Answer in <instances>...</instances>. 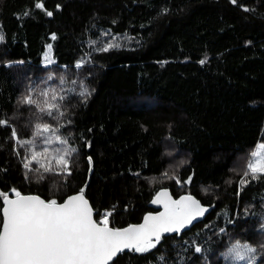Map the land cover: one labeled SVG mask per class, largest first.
Here are the masks:
<instances>
[{
  "label": "trees",
  "instance_id": "16d2710c",
  "mask_svg": "<svg viewBox=\"0 0 264 264\" xmlns=\"http://www.w3.org/2000/svg\"><path fill=\"white\" fill-rule=\"evenodd\" d=\"M0 35V192L83 189L116 228L163 188L194 194L203 222L111 264H264V175L247 167L264 143V0H0ZM243 246L247 261L230 254Z\"/></svg>",
  "mask_w": 264,
  "mask_h": 264
},
{
  "label": "snow or ice",
  "instance_id": "6c2138e0",
  "mask_svg": "<svg viewBox=\"0 0 264 264\" xmlns=\"http://www.w3.org/2000/svg\"><path fill=\"white\" fill-rule=\"evenodd\" d=\"M232 3L235 4L236 0H232ZM35 6L42 7L41 4ZM47 15L52 16L53 13L49 11ZM2 40L3 35H0ZM107 50L108 47L101 49ZM82 63L77 62L76 67H81ZM86 92L85 89L80 95L84 96ZM22 102L29 105L36 103L31 95L22 98ZM39 111L52 115L50 110L43 107ZM7 123L0 120V124ZM52 127L48 123L36 124V128H43L44 131H50ZM12 135L17 136L14 129ZM57 139L66 143L61 137ZM256 148L247 167L253 174L264 175V143ZM88 160L91 164V157ZM58 161L61 165L68 164L65 155L59 156ZM24 167L27 169L29 165L26 163ZM25 176L27 178V173ZM240 183L244 184L245 181L241 180ZM12 192L15 199H10L7 192H0V197L4 198L3 221L0 224V264H108L125 249L136 252L154 249L162 234L179 232L204 211L194 197L182 196L179 200H172L167 198V190H163L152 201L153 204L163 203V212L148 213L141 224L116 228L109 226L111 212H106L99 221L93 219V209L84 198L83 189L63 203L55 199L44 200L39 196H24L16 189H12ZM243 247L250 253L256 251L249 246ZM195 251L199 253L202 249L196 247ZM230 254L236 259L245 258L238 248H232Z\"/></svg>",
  "mask_w": 264,
  "mask_h": 264
},
{
  "label": "water",
  "instance_id": "95a60500",
  "mask_svg": "<svg viewBox=\"0 0 264 264\" xmlns=\"http://www.w3.org/2000/svg\"><path fill=\"white\" fill-rule=\"evenodd\" d=\"M163 190H167V193H168V197H167V198H170V199H172V200H179L180 197H182V196H191V197H194L195 200H197V201L200 202V206L204 209V211H203L201 214L197 215L196 218L193 219V220L191 221L190 224H187V225H186L183 229H181L179 232H177V233H167V234H162V238H164V237H168V236H172V235H175V234H179V233H183V232H185V231L190 230L192 227H194V226H196L197 224L203 222V221L207 218V216H208V215L212 212V210H213V207H212V206H209V205H205V204H203L202 201H201L197 196H195L194 194H183V195H181L180 197L177 198V197L174 196V194H173V192L171 191L170 188H163V189H161L159 192H162ZM78 193H81V192H77V193L71 194L70 196H75V195H77ZM82 194H83L84 198L88 201L89 206L93 209V219L97 221L96 216H95V210H94V208H93V205L91 204L90 200L87 198L86 194H85L84 192H83ZM22 195H24V196H39L41 199L46 200L45 198H43L42 196H40V195H38V194H22ZM156 196H157V194L153 197V199H155ZM68 197H69V196H68ZM68 197H67V198H68ZM9 198H10V199H15L16 197H15V195H14V196H9ZM67 198H66V199H67ZM66 199H65V200H66ZM153 199L151 200L150 207H151L152 209H154L155 211H151V212H149V213L163 212V211H164V205H163V203H156V204H153V203H152ZM162 199H165V198L162 197ZM65 200H64V201H65ZM64 201H63V202H64ZM63 202H60V203H63ZM3 207H4V206H3ZM2 209H3V208H2ZM2 214H3V212H2ZM147 214H148V213H147ZM147 214H146V215H147ZM146 215H145V216H146ZM143 222H144V218H143V220H142L141 222H139V223H134V224H141V223H143ZM134 224H131V225H134ZM109 226H110V225H109ZM110 227H111V226H110ZM127 227H128V226H127ZM127 227H124V228H127ZM162 238H161V239H162ZM154 241H155V237H153V242H154ZM126 250H127V249L123 250L122 252L117 253V255H116L115 257H113V259H112L111 261H109L108 264H111L112 262H114V260H116V259H117L122 253H124Z\"/></svg>",
  "mask_w": 264,
  "mask_h": 264
},
{
  "label": "rangeland",
  "instance_id": "374dc122",
  "mask_svg": "<svg viewBox=\"0 0 264 264\" xmlns=\"http://www.w3.org/2000/svg\"><path fill=\"white\" fill-rule=\"evenodd\" d=\"M51 144H54V139L53 138H49L45 141V149H47V152H49L50 154L53 155V158H58L60 155L59 154H56L54 151H53V148L50 147ZM261 144V143H259ZM257 150V149H256ZM60 151V150H59ZM244 256L245 258L244 259H239L240 261H247L248 258L250 257L249 256V253H248V250L246 249L244 252Z\"/></svg>",
  "mask_w": 264,
  "mask_h": 264
}]
</instances>
